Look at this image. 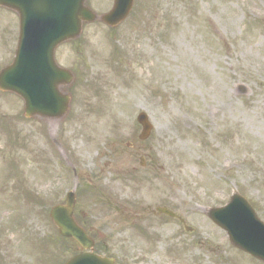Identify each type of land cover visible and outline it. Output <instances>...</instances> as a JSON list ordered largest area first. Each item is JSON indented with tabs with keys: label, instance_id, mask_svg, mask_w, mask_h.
I'll use <instances>...</instances> for the list:
<instances>
[{
	"label": "rangeland",
	"instance_id": "374dc122",
	"mask_svg": "<svg viewBox=\"0 0 264 264\" xmlns=\"http://www.w3.org/2000/svg\"><path fill=\"white\" fill-rule=\"evenodd\" d=\"M18 37L0 8V70ZM56 60L76 80L63 119H26L0 92V264L77 254L49 217L71 191L75 219L115 264H261L206 210L238 191L264 223V0H136L122 25L85 26Z\"/></svg>",
	"mask_w": 264,
	"mask_h": 264
},
{
	"label": "water",
	"instance_id": "95a60500",
	"mask_svg": "<svg viewBox=\"0 0 264 264\" xmlns=\"http://www.w3.org/2000/svg\"><path fill=\"white\" fill-rule=\"evenodd\" d=\"M135 0H115L113 9L100 19L112 28L118 27L129 16ZM87 0H0V6L15 10L20 15L21 35L14 62L0 72V91L12 93L24 101L26 118L44 121L61 120L70 111L71 96L63 91L74 83V75L58 66L56 49L80 37L83 24L97 16L86 7ZM28 19L29 25L26 23ZM137 121L143 127L141 140L152 131L148 116L141 113ZM74 193L65 205L53 208L50 218L59 234L74 241L80 254L67 264H114L92 252L94 242L76 223L73 211ZM159 214L172 218L176 215L158 208ZM208 217L224 229L234 247L264 263V224L238 192L224 208L206 211Z\"/></svg>",
	"mask_w": 264,
	"mask_h": 264
},
{
	"label": "flooded vegetation",
	"instance_id": "af4514ba",
	"mask_svg": "<svg viewBox=\"0 0 264 264\" xmlns=\"http://www.w3.org/2000/svg\"><path fill=\"white\" fill-rule=\"evenodd\" d=\"M11 13L15 14V15L17 16V18H18V21H19V17H18V15H17V13L12 12V11H11ZM97 23H99V22H97ZM100 24H102V23H100Z\"/></svg>",
	"mask_w": 264,
	"mask_h": 264
}]
</instances>
